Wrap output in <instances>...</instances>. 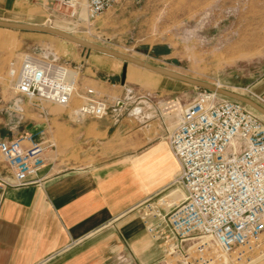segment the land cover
Here are the masks:
<instances>
[{
	"label": "crops",
	"instance_id": "1",
	"mask_svg": "<svg viewBox=\"0 0 264 264\" xmlns=\"http://www.w3.org/2000/svg\"><path fill=\"white\" fill-rule=\"evenodd\" d=\"M2 16L66 21L41 0H0ZM252 88L264 100V75ZM174 92L161 84L148 100L125 94L97 121H70L58 112L55 120L27 125L47 151L60 150L48 137L51 127H70L71 145L56 157L77 155L85 163L62 166L46 151L40 182L0 188V264H164L136 208L152 197L166 207L182 200L173 185L179 164L169 143L176 119L161 112ZM11 136L0 131V137ZM251 264H264V255Z\"/></svg>",
	"mask_w": 264,
	"mask_h": 264
},
{
	"label": "built area",
	"instance_id": "2",
	"mask_svg": "<svg viewBox=\"0 0 264 264\" xmlns=\"http://www.w3.org/2000/svg\"><path fill=\"white\" fill-rule=\"evenodd\" d=\"M41 1L70 23L89 24L119 0ZM67 69L25 52L6 75L10 88L48 119L47 102L68 106L76 92ZM83 97L78 120L108 116L106 98L91 88ZM166 103L162 114L176 119L169 137L179 164L173 185L183 197L168 207L161 197L139 204L147 233L161 247L164 264H251L264 244V120L242 102L202 88L188 103L178 97ZM46 151L28 131L0 137V188L40 182Z\"/></svg>",
	"mask_w": 264,
	"mask_h": 264
},
{
	"label": "rangeland",
	"instance_id": "3",
	"mask_svg": "<svg viewBox=\"0 0 264 264\" xmlns=\"http://www.w3.org/2000/svg\"><path fill=\"white\" fill-rule=\"evenodd\" d=\"M0 18L30 23L9 16ZM37 24L58 27L152 64L220 84L264 105L252 88L264 75V0H119L89 24L53 19ZM25 52L54 61L76 73V92L68 106L46 103L52 114L49 117L54 120L55 114L63 112L66 119L77 121L75 111L86 101L83 96L89 88L106 98L109 106L123 100L125 94H130L128 91L135 98L143 95L152 98L161 84L176 88L170 98L163 100L162 110L173 97H178L182 103L190 102L199 90L132 64H127L123 79L125 62L122 60L51 34L0 28V74L3 77L0 82V131L8 135L24 132L30 123L37 124L45 119L8 83L6 73L11 62L18 65ZM91 79L99 82L96 84ZM165 116L175 117L174 114ZM172 124L174 127L176 120ZM12 126L15 129L12 130ZM58 126L51 127L48 137L60 150H48V158L62 166L85 163L77 155L56 157L57 152L64 153V148L71 145L70 127ZM174 188L182 193L177 185ZM262 253H257L254 261Z\"/></svg>",
	"mask_w": 264,
	"mask_h": 264
},
{
	"label": "water",
	"instance_id": "4",
	"mask_svg": "<svg viewBox=\"0 0 264 264\" xmlns=\"http://www.w3.org/2000/svg\"><path fill=\"white\" fill-rule=\"evenodd\" d=\"M0 28L4 29H12V30H21V31H30V32H39V33H46L51 34L54 36H58L60 38H63L67 41H70L72 43L78 44L80 46L86 47L87 49H91L94 51H97L99 53L114 57L116 59L122 60L125 62V65L123 67V79L126 76V68L127 64L132 63L134 65L140 66L142 68L148 69L150 71H153L155 73H158L164 77L180 81L183 83L190 84L192 86H195L197 88L207 89L210 91H213L221 96L237 100L239 102H242L243 104L251 107L256 112L264 116V105L257 102L253 98L246 96L242 93L236 92L234 90L225 88V87H218L214 83L197 79L188 75H185L183 73L171 70L167 67L155 65L152 63H149L147 61H143L140 59H137L135 57H132L131 55L119 52L113 48L100 45L97 43H92L87 40H84L68 31H65L63 29H60L58 27H54L51 25H44V24H36V23H24V22H18L8 19H1L0 18ZM30 128V127H29Z\"/></svg>",
	"mask_w": 264,
	"mask_h": 264
},
{
	"label": "bare ground",
	"instance_id": "5",
	"mask_svg": "<svg viewBox=\"0 0 264 264\" xmlns=\"http://www.w3.org/2000/svg\"><path fill=\"white\" fill-rule=\"evenodd\" d=\"M3 29V28H2ZM85 40V39H84ZM88 41V40H87ZM90 42V41H89ZM93 43V42H92ZM120 52V51H119ZM123 53V52H122ZM126 54V53H125ZM128 55H130V54H128ZM132 56V55H131ZM132 57H135V56H132ZM135 58H137V57H135ZM137 59H140V58H137ZM140 60H143V59H140ZM143 61H146V60H143ZM148 62V61H147ZM150 63V62H149ZM129 64H132V63H129ZM132 65H134V64H132ZM135 66H137V65H135ZM138 67H140V66H138ZM142 68V67H141ZM145 69V68H144ZM148 70V69H147ZM150 71V70H149ZM151 72H153V71H151ZM155 73V72H154ZM67 74L68 75H70L71 77H73L75 80H76V73L75 72H73L72 70H70V69H67ZM156 74H158V73H156ZM160 75V74H159ZM216 86H218V87H222V85H220V84H215ZM247 106V105H246ZM247 108L250 110V111H252L253 113H255L256 115H258L261 119H263L264 120V116L263 115H261V114H259L258 112H256L254 109H252L251 107H249V106H247Z\"/></svg>",
	"mask_w": 264,
	"mask_h": 264
}]
</instances>
